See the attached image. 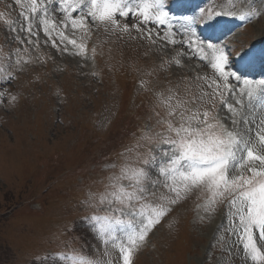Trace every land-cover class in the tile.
Instances as JSON below:
<instances>
[{"label":"rangeland","instance_id":"obj_1","mask_svg":"<svg viewBox=\"0 0 264 264\" xmlns=\"http://www.w3.org/2000/svg\"><path fill=\"white\" fill-rule=\"evenodd\" d=\"M193 1L199 12L204 10L198 16L202 24L210 11L220 10V0ZM31 2L0 0V264H47L53 257L45 254L67 245L103 257L102 245L83 219L94 211L81 203L88 186L102 188L103 178L117 170L109 165L148 155L154 146L142 137L148 129L160 130L161 101L169 95L191 101L207 93L191 106L211 109L215 104L213 114L231 127L219 97L211 99L212 81H223L210 59L203 65L199 60L210 57L207 49L190 54L173 28L140 24L137 31L132 26L138 18H119L117 29L99 23H89L87 31L73 29L70 23L64 27V16L56 15L60 9L44 0L55 27L45 34L42 25L34 24L36 35L29 36L19 29L25 26L21 13L30 14ZM255 7L260 15L251 20L216 18L221 27L239 26L219 47H229L236 56L264 52V6L257 0ZM235 10H250L247 0H236ZM172 39L176 43L168 42ZM68 40L84 44V54ZM149 191L165 190L149 186ZM202 200L194 191L172 206L148 233L133 264H250L227 231V200L211 213L197 207ZM254 234L264 250L259 233ZM109 251L112 264H120L119 253Z\"/></svg>","mask_w":264,"mask_h":264},{"label":"snow or ice","instance_id":"obj_2","mask_svg":"<svg viewBox=\"0 0 264 264\" xmlns=\"http://www.w3.org/2000/svg\"><path fill=\"white\" fill-rule=\"evenodd\" d=\"M187 2L168 0L166 5L165 0H47L60 9L56 15L64 16V27L70 23L73 29L87 31L89 23H99L117 29L119 18H138L139 23L132 26L137 31L140 24L166 26L171 31L172 21L177 19L184 21L181 27L185 29V35L194 36L191 32L194 17L170 15ZM247 2L250 10L238 14L236 0H220V10L208 13L205 26L213 27L220 16H236L242 21L259 16L260 11L255 7L257 0ZM47 3L32 0L30 14L21 13L25 26L19 31L36 35L35 24L42 25V30L48 34L49 27H55V23L48 19ZM260 3L264 6V0ZM203 14L204 10H201L199 15ZM41 15L43 18L38 19ZM7 23L11 26L14 22ZM122 31H128L127 24ZM61 39L67 37L61 33ZM168 42L176 43L174 39ZM68 43L79 48L77 54H84V44L77 45L75 40H68ZM181 43L193 49L197 47L196 41L190 38ZM205 47L210 57L205 54L199 58L210 59L211 69L223 81L222 85L218 80L212 81L216 87L211 99L219 97L220 106L230 114L225 119L231 127L213 114L215 104L211 109L201 108L199 104L191 106L197 100H203L207 93L193 97L191 101L176 95L162 99L165 116L158 119L156 125L160 130L148 129L142 137L154 148L149 147L148 155L137 154L135 162L125 159L118 166L109 165L117 170L103 178L102 188L88 186L81 201L94 210L83 219L102 245L103 257L99 254L89 256L67 245L55 253L45 254L53 257L47 264H112L110 247L119 253L120 264H133L148 233L172 206L187 199L194 191L203 197L197 207L204 213L214 212L218 204L227 200V231L234 238L237 252L242 250V258L250 264H264V250L254 235L258 232L260 241L264 242V115H261L264 113V79L241 81L236 72L226 70L229 54L225 47H216L212 43L205 46L201 42L199 52L204 53ZM176 63L179 64V60ZM230 78L242 86L234 88L229 83ZM229 99L233 103H229ZM132 151V148L126 149V152ZM149 186L165 191L158 195L156 191L150 192Z\"/></svg>","mask_w":264,"mask_h":264},{"label":"bare ground","instance_id":"obj_3","mask_svg":"<svg viewBox=\"0 0 264 264\" xmlns=\"http://www.w3.org/2000/svg\"><path fill=\"white\" fill-rule=\"evenodd\" d=\"M187 13V12H186ZM226 35V31H225V33H223V36H225ZM179 37H180V39H179V41L181 42V41H183L186 37H187V35H185V34H179ZM191 54V53H190ZM234 61V59H232L230 56H229V64H231L232 62ZM210 62V61H209ZM205 64V63H204ZM202 65H203V63H202ZM229 82H233V83H235L236 84V80L234 79V78H230V80H229ZM221 83V82H220ZM239 86H242L241 84H238V87ZM261 115H264V113H262ZM260 117H257V119H259Z\"/></svg>","mask_w":264,"mask_h":264}]
</instances>
